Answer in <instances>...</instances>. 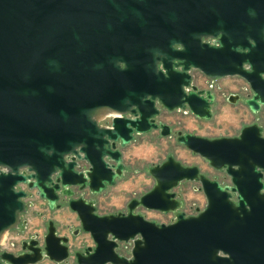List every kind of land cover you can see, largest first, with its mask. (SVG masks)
I'll return each mask as SVG.
<instances>
[{
    "label": "water",
    "instance_id": "95a60500",
    "mask_svg": "<svg viewBox=\"0 0 264 264\" xmlns=\"http://www.w3.org/2000/svg\"><path fill=\"white\" fill-rule=\"evenodd\" d=\"M195 71L241 77L251 93L229 100L261 111L264 0H0V243L25 230L36 196L76 215L72 236L92 239L74 252L76 264H264V126L208 138L159 118L161 109L212 118L215 95L198 89ZM151 131L224 170L230 184L169 154L147 169L148 191L125 210L98 213L94 197L127 172L122 150ZM185 181L204 195L196 214L176 192ZM142 210L174 217L160 222ZM38 238L21 241L18 253L0 248V264L71 256L53 220Z\"/></svg>",
    "mask_w": 264,
    "mask_h": 264
},
{
    "label": "rangeland",
    "instance_id": "374dc122",
    "mask_svg": "<svg viewBox=\"0 0 264 264\" xmlns=\"http://www.w3.org/2000/svg\"><path fill=\"white\" fill-rule=\"evenodd\" d=\"M217 83L221 86V91H223L224 94H227L228 92L237 91L238 86L244 85V80L238 77H222L218 79ZM218 104L219 105H216V107H220L214 109V115L209 120L182 117L179 112L170 113L165 116L160 115V118L164 121L165 119L170 121L172 120V122L174 121L175 126L173 125V127L175 130L191 132L208 138L234 136L240 132L243 125L250 124L255 118H257L254 117L253 114L251 115L248 113L247 107L243 104L234 106L232 103L223 102V100ZM152 132L154 131L141 134L143 137L135 141V139L140 136L137 135L133 140L135 142L132 143V141L129 143L130 145H127V172L119 182L121 185L109 190V193L114 195V199L111 201L107 209H111L113 212L125 210L126 204L130 199L139 197L146 189L153 186V178L147 173V169L151 165L161 163L169 154L173 155L177 160L185 165L198 166L202 173L212 179H214V177H218L220 180H224L222 171H218L210 167L203 158L192 154L184 146L179 145L173 137H171V139L170 137H159L156 133L153 135ZM198 185L199 184L195 182L185 181L176 188V192L180 194L184 200L183 211L186 212V214H191L196 207H203L205 204V198L202 191L197 189ZM34 199V202L32 201L33 205L43 202L36 196ZM43 205L45 206V204ZM57 210H60L64 214H68L67 212L72 213L66 208ZM142 212L145 216L150 217L148 219H155L160 222H168L171 220L170 214L147 210H142ZM74 216L75 218L72 219V226L78 228L80 223L75 214ZM46 224L47 222L44 224L42 223L40 231L34 228L31 229L30 226L26 227L23 231L18 229L10 230L3 235L0 244L4 250L12 253H18L21 251V241L28 240L34 233H38L40 235V238L38 239L40 242H43V238L41 237L46 231ZM64 232H66L64 235L69 237V247L71 252L69 259L66 262L55 263L45 258L36 264H76V260L73 255L74 252L81 251L85 247L93 245L92 239L86 233H80L78 236L74 237L69 229L64 230ZM126 249V245L122 243L120 245V252H126Z\"/></svg>",
    "mask_w": 264,
    "mask_h": 264
},
{
    "label": "crops",
    "instance_id": "0c3cea01",
    "mask_svg": "<svg viewBox=\"0 0 264 264\" xmlns=\"http://www.w3.org/2000/svg\"><path fill=\"white\" fill-rule=\"evenodd\" d=\"M219 100H221V99H219ZM219 103H220V101H219ZM217 105H219V104H217ZM218 107H220V106H217V107L215 106L213 108V115H214V109L218 108ZM248 113L251 114V112L249 110H248ZM182 117H188L190 119H197V118H194L190 115H185ZM165 122L174 125V121L172 122V120L170 121V120L165 119ZM155 133H156V135H158V132H156V131L152 132L153 135H155ZM142 137L143 136L140 135L138 138L135 139V141L141 139ZM135 141H133L132 143H134ZM122 152H123V160L126 164H128V156H127L128 155V146H126L122 150ZM120 181H121V179L117 181V184L114 187H108V189L106 190L107 192L106 191L104 192L105 194L103 193V194L95 196V198H94L95 199V205L97 207L98 213L107 214V213L113 212V210L107 209L109 207V204L111 203V201L114 199V195H111V193H109V190H111L112 188H115L117 186H120L121 185V184H119ZM153 183H154V180H153ZM151 187L152 186H150L144 192L149 190ZM43 204H44L43 202H39L37 205L34 204L28 208V211L23 215V219L26 221V227L30 226L31 229L34 228V229L40 231L42 223L44 224L48 220H53V222L57 226V230H58V233L60 235L66 234V232H64V230H67V229H69V231L71 233L76 230V228L72 226V219L75 218L74 214L69 213V212H67L68 214H64L63 212H61L60 210H57V209L49 210L46 207V205L44 206ZM146 217L150 218L149 216H146ZM66 226H67V229H66Z\"/></svg>",
    "mask_w": 264,
    "mask_h": 264
},
{
    "label": "flooded vegetation",
    "instance_id": "af4514ba",
    "mask_svg": "<svg viewBox=\"0 0 264 264\" xmlns=\"http://www.w3.org/2000/svg\"><path fill=\"white\" fill-rule=\"evenodd\" d=\"M208 42L211 43L212 42V39L211 38L208 39ZM238 78L242 79L241 77H238ZM218 79H220V78H217L215 80H212V79H210L209 77L205 76L203 73H201L199 71H195L194 72V84L198 87V89H202V90H208L209 89L215 95V102H214V104L212 106V112H213V108L219 103V101L222 102V100H223V102L232 103V105H234V106H238L240 104H243L240 101H237L236 103L231 102L229 100L231 94H239V95H244L245 96V95H248V94L251 93L248 83L244 79H242V80H244V85H242V86L240 85L238 87L236 86L238 88L237 91H232V92H228L227 94H224V92L221 91V86L217 83ZM219 99H221V100H219ZM245 107H247V106H245ZM174 112H179L181 116L190 115V116L194 117L193 115H191L186 110H174V111H171L170 112V111H167L166 109H161L160 115L165 116V115H168V114L174 113ZM108 114L106 113L103 116H106L107 117ZM253 115H254V117H257V118L254 119V121L255 122H258L260 125L264 126V107L261 109V111L258 114H253ZM194 118H196V117H194ZM199 120H202V119H199ZM162 121H164V120H162ZM170 125L173 127L172 124H170ZM157 136L160 137L161 135H159V133H158ZM218 171H222L223 172V178H224V180H220L218 177H214V179L218 180L220 182V184H222V185H229L230 184V178L226 174V172L224 170H218ZM262 181H263V179H262ZM197 189L200 190L199 189V185H198V188ZM259 194L260 195H264V188L263 187L259 189ZM235 197H236V194L232 193V200L235 201ZM205 203H206V201H205ZM204 206H205V204L203 205V207H196L191 214H196L198 212V210H201L202 208H204ZM258 206H259L260 212L262 213L263 212V209H264V200L262 198L260 200H258Z\"/></svg>",
    "mask_w": 264,
    "mask_h": 264
},
{
    "label": "built area",
    "instance_id": "2783aa9c",
    "mask_svg": "<svg viewBox=\"0 0 264 264\" xmlns=\"http://www.w3.org/2000/svg\"><path fill=\"white\" fill-rule=\"evenodd\" d=\"M112 116L113 115H108L107 117H105V118H103L102 120H101V124H104V125H106V124H109V122H110V120H111V118H112ZM21 187L23 188V189H26V185H21ZM170 217H171V220L173 219V215L172 214H170ZM170 220V221H171ZM170 221H168V222H170ZM126 245V252H121L122 254H124V255H127L128 254V252H129V250H130V247H131V245L130 244H125ZM0 248H1V250H4L3 248H2V245L0 244ZM5 251H7V250H5ZM9 252V251H8Z\"/></svg>",
    "mask_w": 264,
    "mask_h": 264
}]
</instances>
